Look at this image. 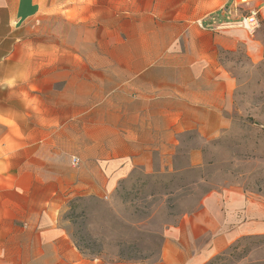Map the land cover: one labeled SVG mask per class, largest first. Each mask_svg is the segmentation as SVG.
I'll return each instance as SVG.
<instances>
[{"label":"crops","instance_id":"1","mask_svg":"<svg viewBox=\"0 0 264 264\" xmlns=\"http://www.w3.org/2000/svg\"><path fill=\"white\" fill-rule=\"evenodd\" d=\"M43 11L80 24L96 14L114 34L120 24L131 32L122 51L100 54L113 63L99 64L96 76L82 55L64 54L70 68L78 61L74 87L71 75L60 77V56L29 70L13 51L19 18ZM212 21V0H0V264H203L227 247L232 231L205 221L214 196L183 216L180 239L166 238L152 263L89 259L59 216L73 189L101 195L133 173L174 171V158L202 154L184 149L187 136L209 142L231 124L236 79L222 54L244 47L253 57L260 46Z\"/></svg>","mask_w":264,"mask_h":264},{"label":"rangeland","instance_id":"2","mask_svg":"<svg viewBox=\"0 0 264 264\" xmlns=\"http://www.w3.org/2000/svg\"><path fill=\"white\" fill-rule=\"evenodd\" d=\"M221 6L230 8L225 18L216 12ZM253 8L258 10L259 25L250 34L238 20ZM263 8L264 0L252 5H244L240 0H212V28L245 30L248 39L260 46V53L259 58L252 57L244 47L223 52V59L236 79L232 122L209 142H198L191 135L186 137L184 149H200V157L178 156L173 159L174 171L133 173L118 187L106 188L101 195L73 189L65 199L59 213L61 224L84 256L125 263L158 261L166 238L173 243L180 239L177 228L183 216L204 209V199L214 196L212 206H205L208 213L205 221L211 230H231L233 239L203 264H264ZM83 16L88 19L82 24L63 13L43 11L22 16L14 30L19 48L13 51L24 56L25 68L29 70L48 68L46 64L52 61L45 58L60 56L57 69L66 70L60 77L71 75L74 87L78 86L75 81L80 74L74 71L78 61L73 57L70 68L63 55H82L83 62L88 64L89 77L96 76L99 64L113 63L102 61L100 54L122 51L121 42L131 32L128 24H120L114 34L112 26L97 24L96 14ZM16 80L13 78L12 82ZM73 160L78 162L77 158ZM76 162L73 161L74 172ZM242 231L246 232L241 234ZM187 241L193 244L191 238Z\"/></svg>","mask_w":264,"mask_h":264},{"label":"built area","instance_id":"3","mask_svg":"<svg viewBox=\"0 0 264 264\" xmlns=\"http://www.w3.org/2000/svg\"><path fill=\"white\" fill-rule=\"evenodd\" d=\"M257 12L258 10L253 8L250 14L241 16L238 20L239 24L250 34L253 33L259 25L256 16ZM73 161L76 162V160Z\"/></svg>","mask_w":264,"mask_h":264},{"label":"bare ground","instance_id":"4","mask_svg":"<svg viewBox=\"0 0 264 264\" xmlns=\"http://www.w3.org/2000/svg\"><path fill=\"white\" fill-rule=\"evenodd\" d=\"M258 0H244V2L247 4V5H252L254 4L255 2H257Z\"/></svg>","mask_w":264,"mask_h":264},{"label":"trees","instance_id":"5","mask_svg":"<svg viewBox=\"0 0 264 264\" xmlns=\"http://www.w3.org/2000/svg\"><path fill=\"white\" fill-rule=\"evenodd\" d=\"M243 239V238H242Z\"/></svg>","mask_w":264,"mask_h":264}]
</instances>
